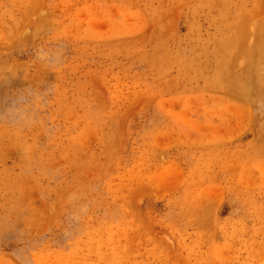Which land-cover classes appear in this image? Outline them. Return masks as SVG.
<instances>
[{
  "label": "rangeland",
  "instance_id": "rangeland-1",
  "mask_svg": "<svg viewBox=\"0 0 264 264\" xmlns=\"http://www.w3.org/2000/svg\"><path fill=\"white\" fill-rule=\"evenodd\" d=\"M0 264H264V0H0Z\"/></svg>",
  "mask_w": 264,
  "mask_h": 264
},
{
  "label": "bare ground",
  "instance_id": "bare-ground-1",
  "mask_svg": "<svg viewBox=\"0 0 264 264\" xmlns=\"http://www.w3.org/2000/svg\"><path fill=\"white\" fill-rule=\"evenodd\" d=\"M244 88V87H243Z\"/></svg>",
  "mask_w": 264,
  "mask_h": 264
}]
</instances>
